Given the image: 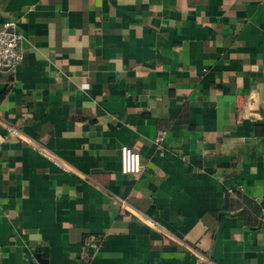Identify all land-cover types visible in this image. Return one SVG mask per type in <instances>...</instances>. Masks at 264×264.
Instances as JSON below:
<instances>
[{
    "label": "crops",
    "instance_id": "crops-1",
    "mask_svg": "<svg viewBox=\"0 0 264 264\" xmlns=\"http://www.w3.org/2000/svg\"><path fill=\"white\" fill-rule=\"evenodd\" d=\"M11 22L0 264H264V0H0Z\"/></svg>",
    "mask_w": 264,
    "mask_h": 264
},
{
    "label": "built area",
    "instance_id": "built-area-1",
    "mask_svg": "<svg viewBox=\"0 0 264 264\" xmlns=\"http://www.w3.org/2000/svg\"><path fill=\"white\" fill-rule=\"evenodd\" d=\"M23 36L15 29L14 22L8 23L0 27V68L10 69L19 64L23 59ZM163 134H158L155 137V142L160 144L163 139ZM57 163V162H56ZM144 165L141 162L140 155L137 151L131 149L126 145L120 147V168L124 174H135L142 171ZM129 207V208H128ZM121 210H128L130 206L127 202H120ZM151 221L159 231L166 235H170L169 231L161 226L159 223L141 216Z\"/></svg>",
    "mask_w": 264,
    "mask_h": 264
}]
</instances>
